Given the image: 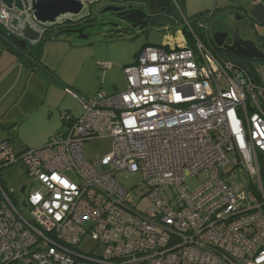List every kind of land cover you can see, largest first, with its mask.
Returning a JSON list of instances; mask_svg holds the SVG:
<instances>
[{
  "label": "built area",
  "instance_id": "2783aa9c",
  "mask_svg": "<svg viewBox=\"0 0 264 264\" xmlns=\"http://www.w3.org/2000/svg\"><path fill=\"white\" fill-rule=\"evenodd\" d=\"M212 15L183 19L192 44L144 46L123 67L127 89L98 93L78 118L64 112V132L44 146L14 157L0 143L4 165L23 161L38 183L23 213L0 182V264H264V62L250 70L215 54L196 32L210 37ZM27 26L45 31L33 0H0L8 35ZM105 137L111 153L89 161L85 141ZM136 172L134 197L118 175Z\"/></svg>",
  "mask_w": 264,
  "mask_h": 264
},
{
  "label": "rangeland",
  "instance_id": "374dc122",
  "mask_svg": "<svg viewBox=\"0 0 264 264\" xmlns=\"http://www.w3.org/2000/svg\"><path fill=\"white\" fill-rule=\"evenodd\" d=\"M117 1L118 0H115V5L120 4V1ZM106 4L110 5L113 4V2L112 0H102L100 2L92 1L87 4L80 14V16L86 14L91 15L89 18L82 21L83 24L93 26V28H89L88 33H86L89 35L87 39H81L78 35H72L71 37H61L58 39L49 36L46 40L42 57L43 63L48 66L50 72L43 69V67L39 69L34 68L36 71L32 72L31 85L36 86L37 91L34 89V91H30L27 96H25V101L23 100L24 105L35 112V107H37L36 102L42 101L46 96L45 90L50 86L48 82L54 85L58 83L57 85L61 86L65 92L63 95L61 92L52 89L48 98V104H55L58 100H61L62 96L64 104L60 108L57 107L58 109L55 108L56 111H51L49 107L36 110H39L37 112L38 114L30 120V127L26 128L24 132L23 129H21L19 138L14 139L17 144V149L15 148L13 152L14 157L17 155L18 149L20 148L18 145L38 148L44 146L48 140L57 133H63L65 130L63 127L59 131L57 130V117H59V114L62 115L66 110H72L77 118L80 117L84 107L79 97L90 100L95 98L98 93L112 95L125 91L128 85L123 67L136 62L137 53L143 45L163 46L167 34L176 35L177 33L173 28L171 30H165L167 26H172L173 22H171L170 19L160 18L155 25H149L144 31L132 29L129 34L121 38H106L103 35V29L100 27L102 23H106L109 20V13H101L102 9L107 6ZM176 14L179 18L176 16L172 17L176 21V29L181 30L182 25L178 22H180L182 14L179 10H176ZM68 15L73 18L74 21L80 19L78 15ZM63 21H66V19L64 18L61 20V22ZM78 24L71 26L77 29L81 27ZM57 27L58 26L54 27V29ZM234 27L235 18L228 13L223 14L219 12L215 15L213 20L210 21V37H207L206 31H198V34L201 40L209 46L215 54L220 55L219 50L216 49V43L212 42L213 34L216 31H221L226 28L227 31L233 35ZM239 27L240 33L242 35H247L245 23L240 22ZM65 28L67 27L65 26ZM51 32L54 34L57 33V30ZM260 34L262 35V31H260ZM256 42H258V45L262 48L263 44L259 43L257 37ZM18 56L15 55L16 59H25L24 55ZM221 56L224 55L221 54ZM100 61L110 62L113 67L110 69H103L99 65ZM37 71H39V73ZM55 74L58 77H56ZM40 77H43L46 82L41 81ZM26 82L27 81H25V84L27 85ZM42 87H45V89L42 90ZM40 88L42 91L39 94L38 89ZM67 88L73 91V93L69 92ZM74 93L76 95H74ZM113 142L114 140L112 137L88 139L84 143L83 153L91 162L100 161L111 153ZM206 178L207 175L202 173L198 176L189 178L188 184L194 189ZM118 180L127 190L132 191V195L136 197L134 190L136 192L138 191L136 188L142 182L143 177L140 172L130 174L121 173L118 175ZM0 182L6 191L12 193L14 198L18 200L21 211L27 213V209L22 206V202L30 191H36L38 189V183L28 175L24 162L20 160L17 163L4 165L0 169ZM23 186H27L28 189L26 196L21 194ZM138 205L141 210H146L150 205V201L149 199H143ZM83 242V250L92 249L95 245V242L91 240L90 236H86Z\"/></svg>",
  "mask_w": 264,
  "mask_h": 264
},
{
  "label": "crops",
  "instance_id": "0c3cea01",
  "mask_svg": "<svg viewBox=\"0 0 264 264\" xmlns=\"http://www.w3.org/2000/svg\"><path fill=\"white\" fill-rule=\"evenodd\" d=\"M117 2L120 3L118 5L135 4L136 6L144 7L150 15H153L156 18V21L160 18L170 19L173 23L171 28L168 30L173 28L177 31V33L176 35L167 34L165 36L164 45L162 47H166L167 49L177 47L187 42V37L184 33L183 27L181 30L176 29V21L172 17L176 16L179 18L176 14V10H179L182 14V18L180 22H178L181 25L183 19L190 20L205 12L213 11L210 21H212L215 15L219 12H222L223 14L229 13L233 10L240 12L241 15H244L245 17L241 22H244L246 25L247 36L253 38L254 40H256L257 37L259 39V43L264 46V0H118ZM226 30L227 29L225 28L221 31ZM260 31H262V35L260 34ZM102 32L104 33V30ZM54 35H56V33H52L50 36ZM146 45L147 44L143 45V47ZM15 55H17V53L8 47L6 41L0 35V143L3 141H9L12 145L11 154H13L15 148L17 149V144L14 139L19 138L21 129H23L24 132L26 131V128L30 127V120L38 114L37 112L39 110L44 107H49L51 111H56L55 108H60L64 104V99L62 100L63 96L61 100H58L55 104H48V98L51 90H57L63 95L65 93L62 87L57 85L58 83L54 85L48 82L50 86L45 90L46 96L42 101L36 102L37 107H35V112L32 111L31 108H27V106L24 105L25 96H27L30 91H34V89L37 91V87L31 85L32 72L36 71L34 68L39 69L40 67H43V69L48 71L50 69L43 63V57L41 63L37 64L36 62L30 63V61L25 62L19 58L16 59ZM37 72L39 73V71ZM56 77L58 76L56 75ZM40 80L46 82L43 77H40ZM25 81H27V85L25 84ZM43 89H45V87H42V90ZM42 90L41 88L38 89V93L40 94ZM79 98L82 103L89 101V99ZM37 109L39 110L36 111ZM66 111L73 117H77L73 114L72 110ZM56 121L58 122V131L62 127L64 129L66 128L63 120V113L62 115L59 114ZM18 147H20V150L18 149L17 155L25 149H36L19 145Z\"/></svg>",
  "mask_w": 264,
  "mask_h": 264
},
{
  "label": "water",
  "instance_id": "95a60500",
  "mask_svg": "<svg viewBox=\"0 0 264 264\" xmlns=\"http://www.w3.org/2000/svg\"><path fill=\"white\" fill-rule=\"evenodd\" d=\"M25 1L26 0H4L8 6L15 5L21 9L24 7ZM92 1L100 2L102 0H33V11L35 17L43 24L45 28L44 33H40L30 26H27L24 30L23 37L9 35L10 40L20 51L25 53V56L32 59L34 63L40 64L42 59L35 61V59L27 55V52L34 50L42 42L45 44L46 40L52 34L51 31L57 30L56 35L53 36L55 39L72 35H78L81 39H87L89 37L85 31L89 28H93V26L84 25L82 21L89 18L91 15L86 14L80 16V14L87 4ZM112 2V5H107L101 11L102 14L114 12L117 20V22L108 20L106 23L104 22L100 25L104 30L103 35L106 38H121L129 34L132 29L144 31L149 25H155L157 22L155 17L149 22L150 14L144 7L136 6L135 4L115 5V0H112ZM68 14L78 15L80 19L74 21ZM228 14L235 18L234 32L233 35H231L229 31H216L213 34V41L216 43L217 47L239 58L264 62V46L261 48L256 40L240 33L239 24L244 20V15L234 10L230 11ZM64 18L66 21L61 22ZM74 24H78L81 27L77 29L73 28L71 25ZM56 26L58 27L54 29ZM65 26L69 29L65 28ZM229 39L232 40L230 43L228 42ZM24 188H26V186H23L22 190ZM23 206H26V202H23Z\"/></svg>",
  "mask_w": 264,
  "mask_h": 264
},
{
  "label": "trees",
  "instance_id": "16d2710c",
  "mask_svg": "<svg viewBox=\"0 0 264 264\" xmlns=\"http://www.w3.org/2000/svg\"><path fill=\"white\" fill-rule=\"evenodd\" d=\"M207 13L208 12L201 13V14L197 15L196 17L190 19V22L192 23V25H194L196 27V22L198 20H201V19H203V20L206 19ZM183 30H184V33H185L189 43L190 44L194 43L191 34L186 30L185 27H183ZM198 31L199 30L196 28V32L197 33H198ZM200 32H202V31H200ZM0 35L6 41L8 47L11 50H14L17 53V55H19V56H22V55L25 56V53H23L22 51L19 50V48L10 40L9 35L1 27H0ZM212 42H214V41H212ZM43 49H44V42H42L40 45H38V47H36L34 50H32L30 52H27V55L31 56L33 59H35V61H37L39 59H42ZM216 49L219 50L220 55L223 54L224 57H226L227 59H231V60H234V61H236L238 63H241V64L245 65L246 67H249L250 70H251V67H252L254 62L255 63L262 62V61H259V60H252V59H247V58H239V57L234 56L232 54H225L223 51H220V49L217 48V46H216ZM23 61H25V62H27V61L29 62L30 61V63L34 62L28 56H25V59H23ZM5 163H6L5 159L0 157V164H1L2 167L4 166Z\"/></svg>",
  "mask_w": 264,
  "mask_h": 264
},
{
  "label": "flooded vegetation",
  "instance_id": "af4514ba",
  "mask_svg": "<svg viewBox=\"0 0 264 264\" xmlns=\"http://www.w3.org/2000/svg\"><path fill=\"white\" fill-rule=\"evenodd\" d=\"M110 5H112V4H110ZM107 14V13H106ZM154 16L153 15H150V17H149V22H150V20H152V18H153ZM233 17V16H232ZM109 20L110 21H114V22H117V20H116V17H115V14H114V12H109ZM84 25H86V24H84ZM83 25V26H84ZM88 29L85 31L86 33H88ZM227 31V30H226ZM232 40L231 39H229L228 40V42L230 43ZM220 49V51H223L225 54H230V53H227L226 51H224L223 49H221V48H219ZM27 186H26V188H24L23 190L21 189V194L22 195H24V196H26V194H27ZM27 197V196H26Z\"/></svg>",
  "mask_w": 264,
  "mask_h": 264
}]
</instances>
